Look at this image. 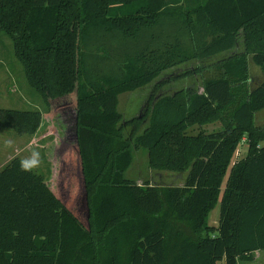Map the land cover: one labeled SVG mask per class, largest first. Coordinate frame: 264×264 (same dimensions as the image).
<instances>
[{
    "label": "trees",
    "instance_id": "16d2710c",
    "mask_svg": "<svg viewBox=\"0 0 264 264\" xmlns=\"http://www.w3.org/2000/svg\"><path fill=\"white\" fill-rule=\"evenodd\" d=\"M0 32L44 106L0 108V128L76 119L54 188L18 156L0 168V264H239L264 249V79L249 76V61L264 73V0H0ZM188 63L174 80L199 85L158 94ZM148 85L144 116L125 119L119 96ZM141 149L179 183L126 175Z\"/></svg>",
    "mask_w": 264,
    "mask_h": 264
},
{
    "label": "rangeland",
    "instance_id": "374dc122",
    "mask_svg": "<svg viewBox=\"0 0 264 264\" xmlns=\"http://www.w3.org/2000/svg\"><path fill=\"white\" fill-rule=\"evenodd\" d=\"M235 50L241 51L242 44L239 38ZM195 63H188L177 68L168 70L161 75L160 79L168 81L161 87L158 94H171L185 86H198L199 80L192 76L174 80L180 73L192 69ZM250 85L254 86L264 79V73L249 61ZM152 85L145 86L134 92L119 96V111L125 119L132 117L142 118L146 111L147 99L151 94ZM201 91V87H198ZM0 108L17 110H44L40 94L27 81L23 65L13 53V45L10 38L0 32ZM257 122L264 124V111L257 114ZM218 123L208 124L203 127H195L196 132L200 129L212 131L219 129ZM76 119L75 110L59 112L55 116L43 114L38 130L32 135H18L11 128H0V168L11 158L18 156L25 161L33 170L45 177L46 183L54 188L56 171L58 167L57 146L60 143H75ZM264 144V142H262ZM247 151L245 141L239 143L235 155L241 158ZM134 163L131 166L130 175L138 183L144 179H150L152 183H179L172 174H157L148 169L145 149L134 150ZM219 217V203L211 210L208 218L209 225L216 227ZM217 264H224L219 261ZM264 264V250L255 254L251 263Z\"/></svg>",
    "mask_w": 264,
    "mask_h": 264
},
{
    "label": "crops",
    "instance_id": "0c3cea01",
    "mask_svg": "<svg viewBox=\"0 0 264 264\" xmlns=\"http://www.w3.org/2000/svg\"><path fill=\"white\" fill-rule=\"evenodd\" d=\"M262 250H264V249H262ZM262 250H256V251H254L253 253H252V255H253V259H254V257H255V254L256 253H259L260 251H262ZM253 259L251 260V261H240L239 262V264H242V263H251L252 261H253Z\"/></svg>",
    "mask_w": 264,
    "mask_h": 264
},
{
    "label": "clouds",
    "instance_id": "9594fccd",
    "mask_svg": "<svg viewBox=\"0 0 264 264\" xmlns=\"http://www.w3.org/2000/svg\"><path fill=\"white\" fill-rule=\"evenodd\" d=\"M23 166V165H22Z\"/></svg>",
    "mask_w": 264,
    "mask_h": 264
}]
</instances>
